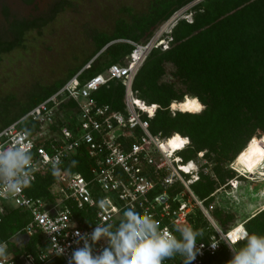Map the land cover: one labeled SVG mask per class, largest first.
I'll use <instances>...</instances> for the list:
<instances>
[{
  "label": "trees",
  "instance_id": "obj_1",
  "mask_svg": "<svg viewBox=\"0 0 264 264\" xmlns=\"http://www.w3.org/2000/svg\"><path fill=\"white\" fill-rule=\"evenodd\" d=\"M191 1L193 0H150L147 9L141 13L125 6L120 9L124 15L115 19L112 31L90 28L88 35L93 41L92 52L70 69L64 78L49 85L35 87L27 94L25 104L15 114L3 120L0 129L56 91L79 70L82 69L78 74V79L82 82L104 72L111 64H125L126 56L133 49L128 40L138 44L147 43L163 23ZM240 2L241 0H200L194 4L189 8L192 21H186L185 18L175 21L170 31L164 35L171 38L167 47H153L132 82V89L137 97L147 104L156 103L160 106L157 114L148 119L149 130L164 137L174 136L170 141L180 139L181 136L188 137V144L176 152L183 163L196 159L198 153L202 152L198 158L199 178L190 184V188L206 208L212 205L209 213L216 226L224 234L227 233L226 238L240 225L250 234L264 236V203L238 221L234 220V213L227 210L232 203L229 205L225 201L215 205L216 194L228 187V181L234 176L250 179L230 164L248 143L264 139V0H248L245 5L243 3L244 8L241 10ZM65 3L66 0H57L51 17ZM4 13H8L6 9ZM48 18L45 16L34 23L25 22L16 27L13 25V39L10 42L0 41V54L3 50L23 46L26 31L31 27H43ZM88 62L89 66H85ZM165 65L173 67L170 73L173 79H163ZM123 94L122 79L109 80L107 85L100 86L93 93L99 103H109L120 110L124 106ZM185 95L189 96L184 97ZM182 99L202 104L203 108L197 113L179 109L172 111L171 103ZM9 104L14 103L9 100L0 114H7ZM76 110L75 103L66 100L56 111L55 122L43 129L57 132L66 123L69 114ZM35 128L41 126L34 125L31 130ZM201 160L203 163H200ZM67 162L65 165L70 171L90 176L93 160L83 146ZM206 166L209 171L203 173L202 168ZM53 180L52 174L39 177L30 193L48 197V187ZM175 187L176 189L169 190L171 197L182 188ZM176 206L177 202L172 201V208ZM123 212L124 210L115 225L116 229L125 219ZM186 218L194 231L198 229L203 232L202 237H197V242L208 244L212 236L218 240V248L212 253L207 251L202 264H226L232 258L228 244L219 237L216 228L201 209L193 207ZM28 219V214L18 207H9L2 214L0 241H7L9 249L15 254L36 253L39 250V235L26 238L22 246L15 245L11 240L22 230ZM177 237L182 240L178 233ZM245 243L237 241L234 246L239 249ZM47 264L67 263L56 257ZM162 264H182V257L177 253L174 259H165Z\"/></svg>",
  "mask_w": 264,
  "mask_h": 264
},
{
  "label": "built area",
  "instance_id": "obj_2",
  "mask_svg": "<svg viewBox=\"0 0 264 264\" xmlns=\"http://www.w3.org/2000/svg\"><path fill=\"white\" fill-rule=\"evenodd\" d=\"M128 42L133 49L126 56L125 64H111L104 72L82 82L78 79L82 69L79 70L56 91L0 129L2 148L11 146L20 138L21 131L28 130L30 135L24 142L30 143L36 165L28 187L15 195H0V221L7 208L18 207L28 214L29 219L17 233L26 238L40 236V247L36 253L15 254L9 249L7 241H0L7 245L10 256L8 264H47L56 257L68 264L72 251L84 246L83 242L72 244L75 231L90 234L98 224H109V230L116 232L115 225L120 214L127 208L152 215L160 222L161 229L167 228L177 240V233L181 235V230L190 226L186 215L193 207L200 208L214 223L209 214L212 205L206 208L190 188V184L199 178L198 158L202 152L198 153L196 159L183 163L176 152L188 144V137L179 134L184 143L178 149L168 147L173 136L164 137L149 130L148 119L157 114L160 106L147 104L132 89L133 78L155 47L156 40L151 38L145 44ZM89 62L85 66H89ZM112 79H122V110L113 108L109 103H99L93 95L94 91ZM66 100L75 103L76 112L69 114L66 123L57 132L43 129L55 122L56 111ZM151 106L153 111L149 110ZM34 125L41 128L31 130ZM114 127H119L121 133L109 140L105 133ZM81 146L93 160L89 177L70 171L65 165ZM53 163L59 169L57 175H53ZM185 166L190 168L186 169ZM49 174L54 177L48 187L49 196L31 194L30 190L37 179ZM175 186L182 188L171 197L169 190L176 189ZM161 197L165 199L162 201ZM101 201L109 206L101 208ZM172 201L177 202L175 208H172ZM78 211L80 214H77ZM222 233L218 232L219 237L228 244ZM53 238L61 246L72 244L65 256L56 255ZM89 243L93 255L101 254L109 246L107 237L96 242L89 239ZM216 243L218 240L213 236L208 244L197 242V246L204 245L203 254L197 255L192 264H202L205 253H212L211 244Z\"/></svg>",
  "mask_w": 264,
  "mask_h": 264
},
{
  "label": "rangeland",
  "instance_id": "obj_3",
  "mask_svg": "<svg viewBox=\"0 0 264 264\" xmlns=\"http://www.w3.org/2000/svg\"><path fill=\"white\" fill-rule=\"evenodd\" d=\"M56 1L37 0L40 12L45 11L44 16L49 17L48 22L39 29L26 32L23 46L16 47L1 56L0 112L5 107L4 105L9 103V100L14 104L8 105L7 114H0V126L6 117L15 114L19 107L25 104L27 94H30L35 87L49 85L64 78L70 69L82 62L92 52L93 41L88 35L90 28L110 32L115 19L124 15L120 12L122 7L128 6L134 12L141 13L147 9L150 2V0H66L65 5L51 17L47 13ZM199 1L189 2L161 25L152 37L156 40L155 46L164 49L165 45H168L171 38L164 35L170 31L176 20L185 18L186 21H192L189 8ZM247 1L241 0L240 10L244 8L243 3L245 5ZM17 2L19 3L18 0ZM22 8L19 6L16 9L23 13L29 11L26 7ZM172 71L173 67L165 65L163 79H173L170 76ZM186 96L189 95L184 97ZM197 105L200 106L198 111L195 110L194 104L182 99L173 101L170 107L197 113L203 108L202 104ZM120 133L121 129L114 127L105 133V137L111 140ZM262 146L264 148V143ZM200 163H203V160ZM232 167L250 179L234 176L228 181L229 186L222 188L216 194L215 205L218 206L225 201L229 202V205L232 203L227 210L233 212L234 220L238 221L244 215L259 209L264 203V180H260L259 174V172H264V161L255 167L254 172L246 171L242 165L234 164V161ZM208 171L207 166L202 168L203 173ZM248 172L252 174L249 175ZM11 240L15 245L22 246L26 237L21 233H16Z\"/></svg>",
  "mask_w": 264,
  "mask_h": 264
},
{
  "label": "clouds",
  "instance_id": "obj_4",
  "mask_svg": "<svg viewBox=\"0 0 264 264\" xmlns=\"http://www.w3.org/2000/svg\"><path fill=\"white\" fill-rule=\"evenodd\" d=\"M29 135L28 130H23L11 146L0 147V195H15L31 183L36 165L30 143L24 142ZM58 172L53 163V175ZM108 206L107 202H100L101 208ZM123 215L125 219L116 232L109 230V224H98L90 234L75 231L72 244L83 242L84 246L72 251L68 264H162L165 259H174L177 253L182 257V264H192L197 255L203 254L204 245L197 246V237L203 236L198 229L194 231L191 226L184 227L182 240H177L167 228L161 229L160 222L147 212L127 208ZM102 237L108 238L109 246L101 254L93 255L89 239L96 242ZM227 240L232 258L226 264H264V236L250 234L240 225L228 235ZM237 241L246 243L237 249L234 246ZM53 243L57 256H65L66 250L72 248V244L61 246L55 238ZM218 244H211V248L215 250ZM9 259L7 245L0 243V264H8Z\"/></svg>",
  "mask_w": 264,
  "mask_h": 264
},
{
  "label": "flooded vegetation",
  "instance_id": "obj_5",
  "mask_svg": "<svg viewBox=\"0 0 264 264\" xmlns=\"http://www.w3.org/2000/svg\"><path fill=\"white\" fill-rule=\"evenodd\" d=\"M18 1L19 3L17 2V0L15 2L14 0L10 2H8L7 0H0V41L3 42L12 41L13 38H12L11 28L13 25H14L13 27H16L17 25H20L25 22L34 23L36 21H39V19L45 17L44 16L45 11L40 12V6L37 0H18ZM54 5L55 4L51 5L50 9L48 10L47 14L49 16L52 13ZM19 6L21 8L26 7L27 9H29V11L26 13L18 11L16 8ZM4 9L7 10L8 12L7 14L4 13ZM33 29H39V28L31 27L26 32ZM13 49L3 50L0 54V60L3 54L8 53Z\"/></svg>",
  "mask_w": 264,
  "mask_h": 264
},
{
  "label": "bare ground",
  "instance_id": "obj_6",
  "mask_svg": "<svg viewBox=\"0 0 264 264\" xmlns=\"http://www.w3.org/2000/svg\"><path fill=\"white\" fill-rule=\"evenodd\" d=\"M149 110L153 111V106H151ZM181 142H183L182 138H180L179 140L175 139V141H169L168 147H173V148L178 149V147H176L175 145L181 144ZM262 143H264V140L248 143L245 146V148L241 151V153L237 156L236 160L234 161V164L240 165V166L242 165L243 166L242 168L246 169V171L251 170L252 172H254L255 167L258 166L259 164L261 165V163H263L264 161V148L262 146ZM248 173L252 174L250 172ZM259 174L261 177L260 180H264V172H259ZM226 235L227 233L224 235L225 238H226Z\"/></svg>",
  "mask_w": 264,
  "mask_h": 264
},
{
  "label": "snow or ice",
  "instance_id": "obj_7",
  "mask_svg": "<svg viewBox=\"0 0 264 264\" xmlns=\"http://www.w3.org/2000/svg\"><path fill=\"white\" fill-rule=\"evenodd\" d=\"M192 104H194V105H195V110H197V111H198L200 106H199V105H197V104H195V102H194V101L192 102ZM177 140H179V138H177ZM182 143H184V142H181V144H182ZM181 144H176L175 146H176V147H180V146H181Z\"/></svg>",
  "mask_w": 264,
  "mask_h": 264
},
{
  "label": "water",
  "instance_id": "obj_8",
  "mask_svg": "<svg viewBox=\"0 0 264 264\" xmlns=\"http://www.w3.org/2000/svg\"><path fill=\"white\" fill-rule=\"evenodd\" d=\"M165 198L164 197H161V200L163 201ZM214 227L216 228V230L219 232V233H222V231L215 225V223H213ZM223 234V233H222Z\"/></svg>",
  "mask_w": 264,
  "mask_h": 264
}]
</instances>
